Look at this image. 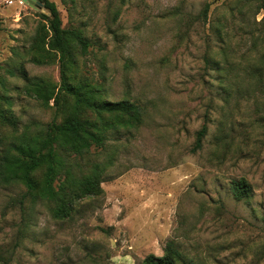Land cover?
I'll return each instance as SVG.
<instances>
[{
  "label": "rangeland",
  "instance_id": "1",
  "mask_svg": "<svg viewBox=\"0 0 264 264\" xmlns=\"http://www.w3.org/2000/svg\"><path fill=\"white\" fill-rule=\"evenodd\" d=\"M53 1L89 44L75 49L70 81L99 100L138 104L142 119L77 158L85 171L103 168V192L67 218L0 179V264H141L168 241L178 264H264V0ZM50 17L43 5L0 0V94L10 99L0 110L15 121L0 114L4 142L14 127L63 118L54 99L45 106L23 91L25 76L60 86L56 50L31 59ZM240 178L251 192L237 200L231 181Z\"/></svg>",
  "mask_w": 264,
  "mask_h": 264
},
{
  "label": "trees",
  "instance_id": "2",
  "mask_svg": "<svg viewBox=\"0 0 264 264\" xmlns=\"http://www.w3.org/2000/svg\"><path fill=\"white\" fill-rule=\"evenodd\" d=\"M51 17L45 32H38L31 59L42 63L51 57V50H56L60 57L61 82L58 86L43 79H29L23 87L25 94L39 100L43 105H50L54 99L57 113L61 110L63 118H56L47 123L33 122L37 128L27 126L19 132L14 127L13 134L7 142L0 133V179L4 183L21 182L34 196L46 201L54 217H69L78 200L99 195L103 192L101 185L103 168L94 164L85 171L80 159L95 147L105 144L107 132L119 125L134 126L141 122L142 110L138 104L126 99L111 101L99 100L94 90L79 81L72 83L68 76L69 66L75 63V49L87 50L88 41L78 29L62 25L59 9L53 0H38ZM208 6L204 9L207 15ZM1 27V20H0ZM50 32V34H49ZM0 82L4 79L0 76ZM10 103L8 96H2ZM68 98L73 100L71 108L66 107ZM91 111L97 119L84 117V112ZM0 114L15 125L13 116L5 110ZM57 117V116H56ZM204 124L197 132L192 151L202 147L207 133ZM42 170L40 177L35 174ZM231 190L237 200L250 196L251 186L245 178L233 179ZM182 253L172 241H168L162 255L153 253L145 256L141 264H178Z\"/></svg>",
  "mask_w": 264,
  "mask_h": 264
},
{
  "label": "water",
  "instance_id": "3",
  "mask_svg": "<svg viewBox=\"0 0 264 264\" xmlns=\"http://www.w3.org/2000/svg\"><path fill=\"white\" fill-rule=\"evenodd\" d=\"M26 1H28L31 5H34L36 7L42 6V3L38 0H26Z\"/></svg>",
  "mask_w": 264,
  "mask_h": 264
}]
</instances>
